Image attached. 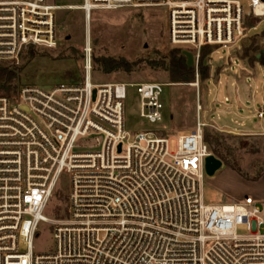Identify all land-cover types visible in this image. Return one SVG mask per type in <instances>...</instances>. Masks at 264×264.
I'll return each mask as SVG.
<instances>
[{
    "label": "built area",
    "instance_id": "1",
    "mask_svg": "<svg viewBox=\"0 0 264 264\" xmlns=\"http://www.w3.org/2000/svg\"><path fill=\"white\" fill-rule=\"evenodd\" d=\"M0 0V59L26 46H56L57 15L81 10L163 7L168 43L189 50L229 49L247 36L249 16L264 0ZM83 79L51 88L23 85L0 96V264H264L262 210L250 195L207 204L205 124L179 135L174 148L158 134L165 84L93 83L92 48H82ZM149 127L125 128L128 89ZM93 91L95 94L93 95ZM262 117L263 112H259ZM92 139L94 145L81 148ZM70 177L68 213L51 220L54 249L32 242L63 173ZM245 225L249 233L239 235Z\"/></svg>",
    "mask_w": 264,
    "mask_h": 264
},
{
    "label": "rangeland",
    "instance_id": "2",
    "mask_svg": "<svg viewBox=\"0 0 264 264\" xmlns=\"http://www.w3.org/2000/svg\"><path fill=\"white\" fill-rule=\"evenodd\" d=\"M238 1L248 13L247 1ZM57 16L55 47L26 46L17 57L0 59L1 67L14 72L6 83L10 88L8 93L15 94L23 85L51 88L81 82L82 48L88 38L92 48L93 83L165 84L163 121L156 127L158 134L169 137L171 149L179 135L190 133L199 122L205 124L204 139L210 154L220 159L223 167L212 177L205 175L204 202L237 201L250 195L257 200L264 220V129L253 126L260 118L258 112L254 118L245 119L246 126L241 127L237 113L228 110L236 94L251 108L259 107L264 98V16H249L245 22L247 36L229 49L210 47L212 52L204 59L209 79L202 83L195 67L193 82H177L171 78L167 69L169 56L174 55L173 50L177 48L168 43L167 14L163 7L96 10L90 14L88 27L81 10H62ZM101 57L122 59L130 67L104 72L98 61ZM5 94L4 88H0V96ZM124 119L126 130L131 133L149 127L138 114V97L131 88L124 101ZM94 143L89 139L80 145L89 148ZM70 188L69 174L64 172L44 210L50 221L40 222L38 235L33 238L34 254L54 249L51 220L68 213ZM236 233L247 235L249 231L245 225H240ZM259 233L264 234V225Z\"/></svg>",
    "mask_w": 264,
    "mask_h": 264
},
{
    "label": "trees",
    "instance_id": "3",
    "mask_svg": "<svg viewBox=\"0 0 264 264\" xmlns=\"http://www.w3.org/2000/svg\"><path fill=\"white\" fill-rule=\"evenodd\" d=\"M173 52H175V54L169 56V63L167 67L171 78L177 82H193L195 80V66H188L186 64L185 57L180 55V49L173 50ZM211 52L212 50H210V47L203 48L200 53L197 67H195L197 69L196 74L198 76V80L201 83L206 82L209 78L208 68L204 59L205 57H208ZM98 61L104 72H110L117 67H124L126 69H129L130 67L126 61L116 59L114 57H101ZM13 75L14 72L12 70L0 66V88H4L6 96L13 95L8 93L10 88L9 86H6L7 81H9Z\"/></svg>",
    "mask_w": 264,
    "mask_h": 264
},
{
    "label": "crops",
    "instance_id": "4",
    "mask_svg": "<svg viewBox=\"0 0 264 264\" xmlns=\"http://www.w3.org/2000/svg\"><path fill=\"white\" fill-rule=\"evenodd\" d=\"M50 3H57V4H61V5H64V4H74V3H67L66 1H64V0H48ZM263 52H264V50H263ZM209 79V78H208ZM256 92V91H255ZM250 99L253 97V95L251 94L250 96ZM226 99H228V100H230V98L229 97H227ZM228 110H229V112H234L235 111V113H233V114H236L237 113V115L240 117V119H238L237 121H238V123L240 124V126L241 127H245L246 126V124H245V122H244V120L245 119H250V118H254L255 116H256V114H255V112H263V115H262V117H260L259 119H258V122L257 123H255V124H253V126L254 127H261V128H263L264 129V98L262 99V101H261V105L259 106V107H250V106H248L243 100H242V98L240 97V96H238L237 94H236V96H235V99L234 100H230V104H229V108H228ZM243 110L245 111V112H243ZM227 128H230V129H234L235 130V128H231V127H227ZM241 131L243 130V129H240ZM222 168H220L219 170H221ZM218 170V171H219ZM228 170V169H227ZM217 171V172H218ZM216 172V173H217ZM215 173V174H216ZM214 174V175H215ZM213 175V176H214ZM212 177V176H211ZM229 201H231V200H229Z\"/></svg>",
    "mask_w": 264,
    "mask_h": 264
},
{
    "label": "water",
    "instance_id": "5",
    "mask_svg": "<svg viewBox=\"0 0 264 264\" xmlns=\"http://www.w3.org/2000/svg\"><path fill=\"white\" fill-rule=\"evenodd\" d=\"M181 55L185 57L188 66L194 65L193 54L189 50H181ZM95 91H93V95ZM223 167L222 161L213 154L206 156L204 160V171L206 176H213L220 168Z\"/></svg>",
    "mask_w": 264,
    "mask_h": 264
},
{
    "label": "bare ground",
    "instance_id": "6",
    "mask_svg": "<svg viewBox=\"0 0 264 264\" xmlns=\"http://www.w3.org/2000/svg\"><path fill=\"white\" fill-rule=\"evenodd\" d=\"M72 9H76V8H72ZM89 18H90V16H89L88 18H87V17L85 18V21H86V25H87V27H88V25H89ZM86 33L88 34V30H87ZM87 34H86V35H87ZM86 41H89L88 38H87ZM146 46H147V45H145L144 47H146Z\"/></svg>",
    "mask_w": 264,
    "mask_h": 264
}]
</instances>
